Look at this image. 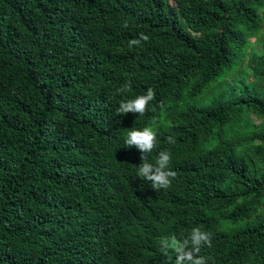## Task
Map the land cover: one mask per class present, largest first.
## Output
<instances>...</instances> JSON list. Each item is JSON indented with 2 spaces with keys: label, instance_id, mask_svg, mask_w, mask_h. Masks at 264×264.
<instances>
[{
  "label": "trees",
  "instance_id": "trees-1",
  "mask_svg": "<svg viewBox=\"0 0 264 264\" xmlns=\"http://www.w3.org/2000/svg\"><path fill=\"white\" fill-rule=\"evenodd\" d=\"M263 28L264 0H0V264H168L159 239L195 227L207 264H264V53L232 76ZM153 122L158 193L125 144Z\"/></svg>",
  "mask_w": 264,
  "mask_h": 264
},
{
  "label": "clouds",
  "instance_id": "clouds-1",
  "mask_svg": "<svg viewBox=\"0 0 264 264\" xmlns=\"http://www.w3.org/2000/svg\"><path fill=\"white\" fill-rule=\"evenodd\" d=\"M128 27L125 22L122 25ZM148 34L140 32L137 38L128 42V47H140L142 42H148ZM131 88V82L118 91L123 92ZM155 90L147 88L146 94L137 95L133 99L121 100L116 113L118 116L128 113L143 116L148 111L149 104L155 99ZM155 122L145 126L143 129L131 128L126 132L125 144L128 148L135 147L141 153L142 163L137 167V176L151 184V188L156 192L168 190L172 187L173 181L177 178V173L170 167L172 155L168 150H160L155 158V163L150 161V156L157 148V130ZM174 138L169 136L168 143H174ZM213 233L202 230L200 227L192 228L187 236H164L159 239L160 251L168 258V264H207L209 257L200 255L204 247L212 246ZM169 253H174V258Z\"/></svg>",
  "mask_w": 264,
  "mask_h": 264
},
{
  "label": "rangeland",
  "instance_id": "rangeland-1",
  "mask_svg": "<svg viewBox=\"0 0 264 264\" xmlns=\"http://www.w3.org/2000/svg\"><path fill=\"white\" fill-rule=\"evenodd\" d=\"M253 53H259V54L264 53V28L258 35L252 36L250 44L245 51V59H246L245 64L243 65L242 70L234 72L232 76H242L243 78H245L246 81L256 80L252 69L248 65L249 57ZM232 76L228 78L230 83L234 82ZM212 87H210L201 95L203 100L210 101L213 98V96L219 92L218 91L219 88L212 89ZM254 119L256 122H260L262 120L261 117L255 115H254Z\"/></svg>",
  "mask_w": 264,
  "mask_h": 264
}]
</instances>
